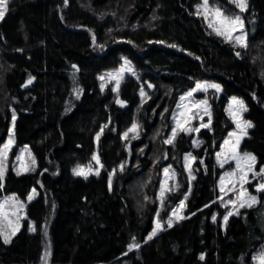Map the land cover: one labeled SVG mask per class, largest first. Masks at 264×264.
I'll return each instance as SVG.
<instances>
[{"label": "trees", "instance_id": "obj_1", "mask_svg": "<svg viewBox=\"0 0 264 264\" xmlns=\"http://www.w3.org/2000/svg\"><path fill=\"white\" fill-rule=\"evenodd\" d=\"M211 1L241 13L246 47L210 29L199 0H8L0 145L13 123L15 148L28 145L37 165L0 177V197L36 189L22 227L8 243L0 235V264H257L264 190L225 221L216 152L238 97L252 124L240 149L264 165V0L243 11ZM123 66L118 86L104 80ZM198 82L219 85L206 94L210 124L166 143L179 97ZM95 160L96 173H74ZM167 168L175 179L159 196ZM181 200L185 217L146 239Z\"/></svg>", "mask_w": 264, "mask_h": 264}, {"label": "rangeland", "instance_id": "obj_2", "mask_svg": "<svg viewBox=\"0 0 264 264\" xmlns=\"http://www.w3.org/2000/svg\"><path fill=\"white\" fill-rule=\"evenodd\" d=\"M230 1L235 4L238 10H241L234 2V0ZM203 3L204 0H199L197 9L212 31L217 33L215 28L210 27L209 24L213 21L215 10L218 9L219 12L222 13V17L215 18V26L220 27L219 20L221 18H234L236 16H239L240 21L243 24L242 33L237 30L236 32L232 33V35L235 36L242 34L244 40L246 41L249 31L239 11L228 13L227 11H225V8L220 7L218 3H213L211 0H208L209 12L206 13L204 11V8L202 7ZM246 8L247 2L245 9ZM206 15L208 17L207 19L205 18ZM222 30H228L227 26ZM220 36L225 39L234 41V39L229 36ZM128 70L129 69L127 68V66H123L122 68L116 69L114 71H109L106 75H104V80L113 83L114 86H118L124 71ZM198 83L205 85V87L197 89ZM198 83L193 88L196 89L195 91L191 89L179 97L178 103L173 113V124L175 128H177V120L181 122V125L183 127L193 129V131H187L193 133L197 132L194 129L202 128V124H210L211 112L206 94L209 92V90L216 88L206 87V85L215 83ZM190 92L192 93V95L188 96V93ZM233 98L234 97H230L228 99L227 113L234 123V128L229 132L225 140L222 142L220 148L216 152V160L218 165L225 168L218 180V189L220 193L219 200L223 205H226L228 207L225 216H230L229 213L235 214L241 208V203H244L245 206H247L248 204L256 203L258 200V192L261 191L258 190V186L264 184V165H257V160L254 154L242 151L240 149V142L245 135L241 136V129L237 127V123L239 121L241 126H243L244 122L249 121L244 116L245 111H239V106L233 103ZM235 98L239 101H242L238 97ZM205 109H207V111H205ZM225 141H228V143L226 144ZM5 145H8L7 149H5ZM249 156L254 157L255 160H250L248 158ZM186 157V167L189 170L190 162H192L193 156L187 155ZM36 165V159L28 145L15 148L13 123H11L7 135L0 145V170H2L3 172L1 179H4L9 169L16 174H21L33 171L36 168ZM249 166H251V170H249ZM80 169L83 170L84 175L96 173L99 169V164L97 160H95V165L79 166L75 170ZM241 177L245 178V182L241 183ZM222 178L223 184L221 183ZM174 179L175 175L173 171H171L170 169H168L167 173H165V170L163 171V176L159 188V196H162V190L164 194L167 190H170L172 188V182H174ZM222 187L224 191H221ZM35 195L36 189L32 188L25 199L20 198L16 193H10L0 197V206H2L0 207V235L3 240H5V236L10 239V237L14 235L13 232L16 233L22 227L24 220L27 219V203L30 202L35 197ZM29 197H31V199H29ZM248 197H255V202L249 200ZM181 201L171 210L169 216L164 221L159 222L155 220L153 222V227L146 235V239H149V236H151L157 222H159V224L161 225V230L163 227L169 226V223L173 225L174 223L180 221L185 217V205L183 202V207H181ZM229 201H233L234 203H229ZM254 262H256L257 264H264V250L254 257Z\"/></svg>", "mask_w": 264, "mask_h": 264}, {"label": "snow or ice", "instance_id": "obj_3", "mask_svg": "<svg viewBox=\"0 0 264 264\" xmlns=\"http://www.w3.org/2000/svg\"><path fill=\"white\" fill-rule=\"evenodd\" d=\"M234 2L237 4V6L241 9V11H243L246 7V0H234ZM7 4H8V0H0V19H2L7 11ZM202 7L204 8V11L207 13L209 12V9H208V0H204V3L202 5ZM197 14H200L199 12ZM216 17H222V13L219 12V10H215V14H214V17H213V21L210 22L209 26L210 27H214L215 30L217 31V34L218 35H225V36H229L231 37L232 39H234V41L239 44L241 47H246V43H245V40L243 38V35H235L233 36L232 33L236 32L237 30H239L241 33H242V29H243V24L242 22L240 21V17L239 16H236L234 18H221L219 20V24H220V27H216ZM205 18L207 19V15L205 16ZM227 26V29L228 30H222L223 28H225ZM238 26V27H237ZM237 55H239V53H237ZM129 71H131V69L129 68ZM29 83H31V80H29ZM150 87V85H149ZM205 87V85H202V84H197V89L199 88H203ZM206 87H212V88H216L217 90L219 89V85H215V84H211V85H206ZM196 89H193V91H195ZM141 95H144V93L142 92ZM192 93H188V96H191ZM183 99V98H182ZM118 103H122L121 101H117ZM202 103H206V102H202ZM233 103L238 105L239 106V111H245L246 109L244 108V105H243V101H239L237 100L235 97L233 98ZM205 111H207V109H205ZM183 115V114H181ZM13 119H15V117H13ZM202 127H207L208 125H204L202 124L201 125ZM237 127L241 129V136L243 135H247V131L246 129L247 128H251L252 127V124L250 122H244L243 126H241V124L237 123ZM137 128V125L136 124H133L132 125V128L129 129V132H134ZM180 130V131H193V129H189V128H186V127H183L181 125V122L179 120H177V128H173L172 130V137L170 139H168L166 141V143H173V140L175 139V136L177 135V130ZM195 131H199V129H194ZM125 137H127L128 133H125L124 134ZM238 142V141H237ZM225 143L227 144L228 141H225ZM8 145H5V149H7ZM95 159H98L96 157H94ZM250 160L254 161L255 158L254 157H251L249 156L248 157ZM187 159V157H186ZM194 159V158H193ZM249 170H251V166H249ZM168 172V169H165V173ZM74 173L76 175H84V172L82 169L80 170H74ZM3 175V172L2 170H0V177H2ZM245 182V178L244 177H241V183ZM221 183L223 184V178H222V181ZM258 190H264V184H261L258 186ZM221 191H224L223 187L221 188ZM163 195V190H162V193ZM29 199H31V197H29ZM249 200L255 202V197H248ZM229 203H234L233 201H229ZM245 206L244 203H241V207ZM247 206H251V204H248ZM2 207V206H0ZM181 207H183V201H181ZM232 213H229V215H231ZM213 219H215V217H213ZM225 221H227L228 219V216H225L224 217ZM169 226H171V223H169ZM161 228V225L159 224V222H157L156 224V227L153 229V232L151 234V236H154L156 234V232L158 230H160ZM13 234H15L13 232ZM151 236H149V239H151ZM5 243H8L9 242V238L7 236H5ZM131 247H139L138 244L136 245H130V248Z\"/></svg>", "mask_w": 264, "mask_h": 264}]
</instances>
